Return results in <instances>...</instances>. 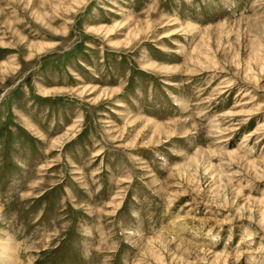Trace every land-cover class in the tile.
I'll use <instances>...</instances> for the list:
<instances>
[{"label":"rangeland","instance_id":"1","mask_svg":"<svg viewBox=\"0 0 264 264\" xmlns=\"http://www.w3.org/2000/svg\"><path fill=\"white\" fill-rule=\"evenodd\" d=\"M7 240L13 264H264V0H0Z\"/></svg>","mask_w":264,"mask_h":264},{"label":"bare ground","instance_id":"2","mask_svg":"<svg viewBox=\"0 0 264 264\" xmlns=\"http://www.w3.org/2000/svg\"><path fill=\"white\" fill-rule=\"evenodd\" d=\"M69 137V136H68ZM67 137V138H68ZM64 139V138H63ZM65 140V139H64ZM63 142V141H62ZM168 233V232H167ZM171 234V232H170ZM160 242V241H159ZM164 243V242H163ZM160 245V244H159ZM191 247V246H190ZM158 248V247H157ZM164 248V247H163ZM159 250V249H158ZM165 250V249H164ZM13 251L14 246L9 240L4 241L0 244V263L2 264H13ZM167 251V250H166ZM162 253V252H161ZM225 257V256H224ZM220 259V258H219ZM223 260V259H222Z\"/></svg>","mask_w":264,"mask_h":264}]
</instances>
